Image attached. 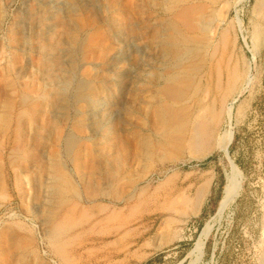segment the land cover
Instances as JSON below:
<instances>
[{"label": "rangeland", "instance_id": "rangeland-1", "mask_svg": "<svg viewBox=\"0 0 264 264\" xmlns=\"http://www.w3.org/2000/svg\"><path fill=\"white\" fill-rule=\"evenodd\" d=\"M223 1L0 0V264H63L47 234L71 207L88 218L71 230L70 264H258L264 41L253 52L255 0L230 4L219 27L230 28L224 61L249 64L253 77L218 126L231 140L199 158L184 142L208 68L198 21L217 17ZM234 168L242 190L216 217ZM209 178L194 213L191 197ZM126 244L147 254L135 262Z\"/></svg>", "mask_w": 264, "mask_h": 264}, {"label": "bare ground", "instance_id": "bare-ground-1", "mask_svg": "<svg viewBox=\"0 0 264 264\" xmlns=\"http://www.w3.org/2000/svg\"><path fill=\"white\" fill-rule=\"evenodd\" d=\"M239 1L241 0H224L223 3L221 4V9H219L217 13V17L215 16V14L214 16L211 14L213 16V17L211 16L212 18L210 17L208 20H204L203 16H200V19L198 21V24H200L201 31L205 34L201 43H199V46H200V50L202 51L203 56L205 57L207 61L208 68L206 67L207 70L205 71V73L200 75L201 77H198L200 78V80H204V85L200 91L201 93H200V96L198 97V100L196 101L197 102L196 105L194 104L195 107L189 110L187 123H186L187 124L186 133H185V138H184L185 145H187V147L190 149V152L192 153V155L197 158L207 155L209 152L217 148L225 150V147L229 144L232 135L230 132H227V131H224L220 134L216 133L218 126L222 122L225 114L230 115L231 109L236 100V97L242 94L246 86L249 87L252 81V78H253L249 64L247 65V67L245 66L241 68L237 63L228 64L229 60L228 62L224 61V55L226 53V46L228 45V37H229L230 28L220 31L219 27L225 15L224 12H226L230 4H236ZM253 11L256 15V20L253 21L251 25V37H252L251 47H252L253 52H255L258 48V45H260V43H263L264 41V0H255L253 4ZM234 21H237L238 26L241 27L242 20L240 17L236 16V20ZM122 44L125 49L124 51L126 52V46L128 45V43H126V39L123 40ZM192 47L193 46H191V48ZM182 51H185V50H182ZM114 57L115 55L109 58L108 62H113ZM182 57H183L182 54L176 55V59H182ZM182 67H184V65ZM175 73H178V72H175ZM159 78L161 79L162 76H160ZM163 79H166L164 80V82L168 81L170 83L175 78H174V75H169V76L163 77ZM131 83L132 82L130 80L128 85H130ZM128 89L130 92L134 91V87L132 85L129 86ZM241 106H242V103L238 104L237 106V111H236L237 115H241L242 108H243V107L241 108ZM168 108H172V107L168 106ZM93 109H94L93 105L87 106L84 112V115L90 118V115L94 114ZM235 170L237 171V168ZM239 174L240 173L238 171L226 173V182H225V185L222 191V195L219 199L217 209L215 210L214 216L221 217L224 214V212L232 206L234 200L237 198L238 194L241 192L242 181L240 179L241 174L240 175ZM210 182H211V179L210 178L207 179L200 187H198V189L196 190L195 196L191 197V204H192L194 213L199 211V208L208 191V186ZM141 193L142 191L138 195H140ZM173 197H174V194H173ZM175 202H178V200ZM261 209H262L261 214H260L261 220L259 219L260 224L255 228V233H258V239L256 243L257 248L255 249L257 250L258 264H264V205ZM70 210L71 212H67L68 211L67 210L64 214L61 215V217L59 218L57 217L58 220L56 219L50 223L48 234H47L50 246L52 247L53 251L60 257L63 264H70L71 258L68 255V248L70 246L72 235L74 234V233L71 234V230L76 225L87 221V218H88L87 213L83 211H81L79 214H76L77 212L73 213L74 207L73 208L71 207ZM183 215L187 216V213L184 212ZM126 222H127V219H126ZM210 224L207 223L205 225V227L203 228L201 232V235L198 238V241L195 244L196 248L199 251L203 248L205 241L208 238V235L210 233V228H211ZM120 225L122 226L121 223ZM91 229L92 228H90L89 230ZM126 247H127V244H126ZM138 258H141V256ZM255 260H256V257H255Z\"/></svg>", "mask_w": 264, "mask_h": 264}, {"label": "crops", "instance_id": "crops-1", "mask_svg": "<svg viewBox=\"0 0 264 264\" xmlns=\"http://www.w3.org/2000/svg\"><path fill=\"white\" fill-rule=\"evenodd\" d=\"M126 223H127V222H126ZM129 233H130V231L126 229V234L128 235ZM127 246H128V244H127ZM128 248H129V249H128ZM127 252H128V253H127ZM132 252H133V251L131 250L130 247H127V248H126V257L129 256V257L135 259V262L141 260V259L147 254L146 251H144L142 254H137L136 252H134V253H132ZM131 253H132V254H131ZM129 254H130V255H129ZM134 256H135L136 258H138V257L141 256V258L136 259ZM129 259H130V258H129Z\"/></svg>", "mask_w": 264, "mask_h": 264}]
</instances>
